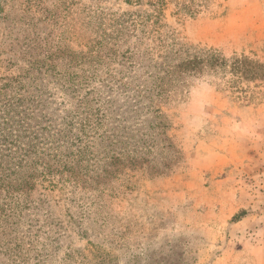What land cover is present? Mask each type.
I'll use <instances>...</instances> for the list:
<instances>
[{"label":"rangeland","instance_id":"rangeland-1","mask_svg":"<svg viewBox=\"0 0 264 264\" xmlns=\"http://www.w3.org/2000/svg\"><path fill=\"white\" fill-rule=\"evenodd\" d=\"M196 4L164 22L264 61V0ZM0 6V264H264V98L198 82L150 120L123 91L148 73L89 49L137 7Z\"/></svg>","mask_w":264,"mask_h":264},{"label":"trees","instance_id":"trees-1","mask_svg":"<svg viewBox=\"0 0 264 264\" xmlns=\"http://www.w3.org/2000/svg\"><path fill=\"white\" fill-rule=\"evenodd\" d=\"M129 8L107 13L104 41L89 40L92 52L110 62L122 58L123 70H144L153 82L145 90L124 87V95L157 118V101L169 100L198 82L228 91L234 99L254 102L264 98V61L241 54L226 55L221 49L192 44L163 18L169 4L176 14L193 12L196 0H123ZM1 9V6H0ZM134 37V38H132ZM156 107V108H155Z\"/></svg>","mask_w":264,"mask_h":264}]
</instances>
